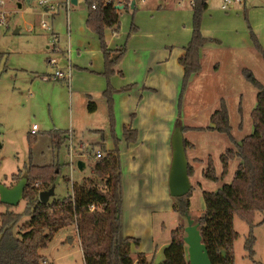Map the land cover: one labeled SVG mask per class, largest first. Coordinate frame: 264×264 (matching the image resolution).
<instances>
[{
    "label": "rangeland",
    "instance_id": "obj_1",
    "mask_svg": "<svg viewBox=\"0 0 264 264\" xmlns=\"http://www.w3.org/2000/svg\"><path fill=\"white\" fill-rule=\"evenodd\" d=\"M41 1L0 0V182L14 185L12 174L32 164H60L55 195L50 201L56 197L65 198L73 193V184L82 183L93 175L98 159L95 152L104 151L97 142L104 141L110 149L118 146L121 148L125 191L124 225L127 234L139 237L141 241L140 246L133 247V258L137 261L139 256L153 257L154 264H160L165 259L164 248L172 239V231L185 229L187 225L186 218L174 210L177 201L168 187L172 160L169 155L175 127L205 128L189 129L185 133V137L196 144V151L190 152L189 158L193 171L190 214L195 220L206 208L204 191H215L231 182L240 161L238 158L231 160L227 175L222 176L221 155L234 143L224 132L206 130L212 125V114L220 108L221 100L224 98L227 102L233 134L238 140L254 131L251 113L257 105L258 89L247 75L253 73L264 84V59L256 48L243 43L245 40L240 33H245L250 21L264 44V4L258 5L260 0H251L246 7L249 16H246L245 11L235 8H244L245 0L241 5L235 1L228 4L227 11L222 9L224 0H207L209 6L202 23L204 32L218 33L220 46L211 47L202 54V69L192 76L184 93L183 73L179 70L176 79L172 77L171 84L163 86L161 104H155L159 117L157 130L151 129L144 149L136 155L128 151L125 142L115 141V136H122L123 119H126L123 95H113L114 133L107 98L102 93L88 96L75 78L70 84L67 80L44 77L47 74L54 76L59 66L67 69L62 65L53 66L49 60L62 55L70 46L76 52L79 47H93L95 42L101 47V41L94 33L91 34L96 41L91 39V44L88 39L86 44H81L77 35L80 29L86 37L89 32L86 0L73 4L69 11L66 0H49L44 4ZM47 5L58 6L46 10ZM136 5V8L121 9L119 32L124 34L126 30V33L122 39L115 38L114 43H118L116 47L126 46L129 60L140 56L148 64L163 54L165 44L175 41L179 51V43L190 41L192 0H136ZM133 24L135 29H132ZM230 28L238 29V33L231 32ZM137 29L140 34L133 37L132 32ZM107 31L106 42L109 44L112 34ZM235 36H239L238 39ZM148 45L156 48H147ZM167 49H173V46ZM244 69L249 70L247 75ZM90 100L98 104L93 123L88 112ZM35 124L38 125L37 140L30 147L29 136ZM140 125L148 126L145 115L141 117ZM92 127L100 131H93ZM56 129L66 131L68 135L59 147L50 134ZM71 141L76 151H70ZM210 156L219 178L217 181L205 177ZM79 160L86 163L85 168L80 169ZM26 206L27 202L22 199L12 210L21 213ZM7 208L0 205V212ZM30 219L24 214L21 224ZM234 227L240 234L234 242L235 264H264V211L257 212L253 224L235 216ZM251 233L255 237L252 256L245 246ZM81 242L77 224L67 223L55 233L47 247L40 249L45 259L42 264H86Z\"/></svg>",
    "mask_w": 264,
    "mask_h": 264
},
{
    "label": "trees",
    "instance_id": "obj_2",
    "mask_svg": "<svg viewBox=\"0 0 264 264\" xmlns=\"http://www.w3.org/2000/svg\"><path fill=\"white\" fill-rule=\"evenodd\" d=\"M89 10L87 26L98 35L105 56V76L108 86L104 94L107 98L112 130L115 133L114 94L116 88L111 83L115 66L126 54L127 48L121 45L112 49L106 42V30L119 31L121 27L122 10L117 9V0L106 3V0H86ZM129 0L124 2V8H130ZM96 4V8H93ZM193 32L185 54L179 58L184 67L182 93H184L193 74L202 69L201 49L212 41L202 31L203 15L208 9L207 0H192ZM248 16L247 11L245 12ZM248 21V17H247ZM132 25V29H135ZM248 27L255 48L264 59V45L253 31L250 21ZM249 72L248 69L243 70ZM248 80L258 89L257 105L251 116L254 125L253 133L238 140L233 134L227 102L223 98L220 108L211 117L212 125L206 129L218 130L229 135L234 143L221 155L224 163L222 176L228 173L229 162L240 159L235 175L231 182L224 183L215 191H204L206 208L195 220L200 224L203 241L207 244L213 264H235L234 242L240 236L234 227V217L238 216L249 224H253L256 214L264 211V84L253 73L247 75ZM129 84L123 89H128ZM89 111L97 108L95 101L90 100ZM183 131L191 128L183 126ZM198 129H205L203 127ZM37 133L29 136L32 147L37 140ZM55 144L59 147L66 142L67 132L63 130L50 131ZM128 142L136 141L138 132L125 128ZM118 142V137L115 136ZM102 145V144H100ZM186 149L188 141L185 139ZM104 151L97 157L93 175L86 177L82 183L73 184V193L65 198H54L44 203L39 198L41 190L50 189L55 185L57 175L61 171L60 164L35 165L20 169L12 174L15 183L23 176L28 182L23 199L27 202L24 212L12 210V205L0 200V205L7 210L0 212V264H42L43 256L40 249L47 247L55 233L69 222L77 224L86 264H154V258L146 256L133 258V247L141 244L140 238L126 235L124 232V193L121 170L120 148L115 146ZM101 148V149H102ZM93 155V153L91 154ZM189 165V174L192 175ZM205 177L219 180L212 157H209ZM193 187L184 196L175 197L174 210L182 214L190 213ZM31 217L30 221L21 224L23 215ZM18 229L16 230V228ZM185 229L172 231V239L164 248L165 259L160 264H190L187 244L184 240ZM255 237L252 233L246 241V249L250 256L254 254Z\"/></svg>",
    "mask_w": 264,
    "mask_h": 264
},
{
    "label": "crops",
    "instance_id": "obj_3",
    "mask_svg": "<svg viewBox=\"0 0 264 264\" xmlns=\"http://www.w3.org/2000/svg\"><path fill=\"white\" fill-rule=\"evenodd\" d=\"M80 1L81 0H77V4ZM238 4L241 5V3H238ZM248 4L249 2L245 1L244 8L235 7L236 11H239V10H242L245 12L247 11V14H248V10L246 8ZM72 6L73 5L67 8L68 11L71 9ZM136 6L137 5L135 4L134 8H136ZM87 17H88V14L86 16V20H87ZM192 26H193V21H192ZM88 29H89V32L87 34V37L83 34V32L80 31L82 29L77 31V35L81 38L80 39L81 44H86V41H85L86 39L89 40L88 42L89 44H91L90 42L91 39H93L94 42L96 41V38H94V36H92L93 34H91L94 32L89 27ZM230 29H231V32L238 33V29L236 28H230ZM202 30L205 36L212 38L213 40L207 42L203 46V48L201 49V57H202V54L205 53V51L209 50L211 47L220 46L219 44L221 43L220 41L221 38L218 33L217 34L210 33L208 30L205 33L203 25H202ZM139 31H140V27H139ZM139 31L138 29L136 31L134 30L132 32L133 37L139 35L140 34ZM191 31L193 32V27ZM107 32H111L112 34L111 36H109L108 45L110 48L115 49L116 45L118 44V43L114 44L115 40L122 39L123 35L126 33V30L123 31L124 34H121L122 32L120 33L119 31H114L112 29H108ZM94 34L98 37L96 33ZM240 35L243 38V40H245V42H243L244 44H247L248 46L255 48L254 42L251 38V32H250L248 25H247L245 33H240ZM238 37H236V39H238ZM188 42L179 43V45H181L179 47L180 48L179 51H177L178 46L175 45V41H174V44L172 43L165 44L163 54L161 52L162 55L155 57L154 60L148 64H146V62H143L140 56H135L133 59L129 60L127 56L128 54V51H127V53L123 56V58L115 66L116 71L111 76L110 80H111L112 85L117 89L115 94H121L124 96L123 103L125 104L124 112H125V118H126V119H123L124 130H123L122 136L118 137V140H119L118 143L125 142L127 144L126 146L128 148V151H130V153L137 155L138 152L142 151L144 149V144H146V140L148 139L150 133L152 132L151 129L154 128L157 130L156 124H157V121L159 120V117H158V113H156V110H155V104L156 102L161 104L160 101L162 100V88L163 86L165 87L167 83H169V85L171 84V79L172 77L174 78L176 77L177 70L183 73L182 76L184 77V67L180 63L179 58L185 54V46L188 44ZM236 42L240 44L239 41H236ZM169 46L171 47L173 46V49H170V50L167 49ZM147 48H156V47L148 45ZM55 58H57L59 65H62L67 68L66 70H63L61 68L63 72L71 73V76L69 78L58 79V80H67L71 84V81L74 80L75 78L76 83L80 85L79 88L81 89L83 87L84 91L87 92L88 96H93L99 93H102L105 96L104 92L108 86V79L104 74L105 56L100 47V44L98 45L95 42V45H93V47H90L89 45L84 46L83 49L79 47L77 52L72 46H70L67 50L63 52L62 55L58 54V57H55ZM51 75L52 74L50 75L47 74V75H44V77L54 79L53 76ZM191 78H190V81H191ZM129 84L132 85L130 88L123 89L125 86ZM182 84H183V81H182ZM175 88H176V80H175ZM97 110H98V104L94 112L88 111L91 120H93L92 123L95 120V114L97 113ZM108 111H109V108H108ZM143 115H145L147 118V121H148L147 127L140 125L141 117ZM186 126L190 127L191 130L194 128H201V127L188 126V125ZM126 127L137 130L138 138L136 141H132V142L127 141L125 137ZM90 129L93 131H97V132L100 131L99 129H96L93 127ZM186 132L187 131L184 132V135ZM166 136L168 138L169 133H167ZM185 139L188 141L187 154L189 155L188 158H190V154H191L190 152L196 151L195 150L196 144H194L195 142H193L192 139H187L186 137ZM97 143L104 145L107 150H112L115 148V147L112 149L108 148L104 141H99ZM166 149L168 150V148ZM170 152H169L170 153L169 159L172 156V146H171ZM85 166H86V163H85ZM123 192L125 194L124 190ZM124 205H125V197H124ZM124 232L126 235H129L127 234L125 225H124Z\"/></svg>",
    "mask_w": 264,
    "mask_h": 264
},
{
    "label": "water",
    "instance_id": "obj_4",
    "mask_svg": "<svg viewBox=\"0 0 264 264\" xmlns=\"http://www.w3.org/2000/svg\"><path fill=\"white\" fill-rule=\"evenodd\" d=\"M77 4V0H71ZM136 0H132L131 7L134 8ZM117 9H124L123 4H115ZM172 160L168 174V187L172 197L186 195L192 188L189 174V158L185 146V135L182 127L177 125L172 135ZM80 169L85 168V162L78 161ZM28 182L27 176H23L14 185L9 186L0 182V200L12 206L18 205L23 199L24 190ZM55 195V185L50 189L41 190L39 198L47 203ZM186 235L184 240L187 244L190 264H213L207 244L203 241L199 222H196L192 215L187 212Z\"/></svg>",
    "mask_w": 264,
    "mask_h": 264
},
{
    "label": "built area",
    "instance_id": "obj_5",
    "mask_svg": "<svg viewBox=\"0 0 264 264\" xmlns=\"http://www.w3.org/2000/svg\"><path fill=\"white\" fill-rule=\"evenodd\" d=\"M48 1L49 0H42L41 1V4L48 3ZM125 1L126 0H117L116 4H123L124 5V2ZM234 1L236 3H243L244 0H224V3L222 4V9L223 10H227L228 9V4H230V3L234 2ZM245 1L246 2H251V0H245ZM260 1H261V3H259L258 5H260V4L263 5L264 4V1L263 0H260ZM110 2H112V0H106V3L107 4L110 3ZM131 2H132V0H129L128 3L131 5ZM66 4H67V8H68L71 5H73V2L71 0H66ZM56 6H58V5H50V6L47 5L46 8H47V10H49V9H55ZM93 8H96V4H93ZM50 63L53 66H56V65L59 66L58 60L55 59V58H51L50 59ZM70 76H71V73H69V72L68 73H65V72H63L60 69V67H58L56 69V71H55V74H54L53 78L54 79H67ZM37 129H38V125L35 124L34 127H33V129H32V133H37L38 132ZM70 151H76L75 148H74V144L72 143V141H71V144H70ZM96 156L97 157H101L102 156V151L101 150L96 151Z\"/></svg>",
    "mask_w": 264,
    "mask_h": 264
}]
</instances>
